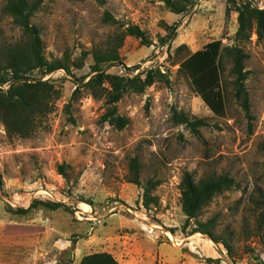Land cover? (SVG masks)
Masks as SVG:
<instances>
[{"label": "rangeland", "instance_id": "374dc122", "mask_svg": "<svg viewBox=\"0 0 264 264\" xmlns=\"http://www.w3.org/2000/svg\"><path fill=\"white\" fill-rule=\"evenodd\" d=\"M245 1L189 0L179 12L162 0L41 2L31 22L43 54L66 68L46 74L33 68L26 74L57 90L28 136L10 135L0 123V264H79L82 255L94 251L111 253L119 264H264V233L247 236L258 212L251 199L258 188L264 194V27L257 34L252 18L245 34L236 33L235 8ZM249 2L264 7V0ZM3 5L0 0V62L2 47L24 37ZM105 11L116 21L105 20ZM129 24L143 29L151 43L125 34ZM214 39L221 41L222 114L206 105L171 62L179 43L195 50ZM117 43L121 62H102V68L141 77L155 71L142 92L126 91L116 102L129 119L121 128L100 120L104 98L84 85L93 74L91 52L81 67L74 65L82 51ZM226 46L244 54L252 118L235 94L233 54ZM175 112L204 124L193 131L175 120ZM132 156L140 164L138 183L128 180ZM60 163L67 164L66 177L57 171ZM184 171L194 180L226 173L237 185L214 194L186 225L180 203ZM148 181H154L149 189L154 202L145 206ZM33 199L59 205L28 208ZM209 218L215 220V234L230 237L233 256L221 242L192 232L196 220Z\"/></svg>", "mask_w": 264, "mask_h": 264}, {"label": "trees", "instance_id": "16d2710c", "mask_svg": "<svg viewBox=\"0 0 264 264\" xmlns=\"http://www.w3.org/2000/svg\"><path fill=\"white\" fill-rule=\"evenodd\" d=\"M43 0H4L3 9L9 13L13 22L20 27L24 35L23 38L15 40L1 49L2 62H0V85L7 82L6 89L0 86V123L10 135L16 134L28 136L35 125L38 117L44 115L50 110V106L57 90L54 89L46 80L41 78H29L27 73L33 68H41L43 73H49L57 68H66V65L59 60H48L42 51V42L38 27L31 22V16ZM171 11L179 12L184 9L189 0H162ZM238 12V35L245 34L251 27V19L254 18L257 34L261 33L264 27V7L251 6L249 0L245 1L239 7L235 8ZM229 9L226 10V13ZM104 19L115 22V18L105 11ZM173 31L176 24L172 26ZM125 34H131L140 41L149 45L151 39L146 32L136 24H129L124 28ZM119 36V35H118ZM119 38V37H118ZM121 40V37L118 39ZM120 43L111 45L102 50L93 48L84 50L81 56L74 59V65L81 67L83 58L87 53L92 54L94 62L90 65L93 74L84 82L94 97H103L105 108L100 115L101 121H107L117 128L124 127L128 123V117L119 113L116 102L121 96L129 90L142 92L146 85L151 83L155 71L148 69L141 77L136 74L127 76L118 73H112L101 67L102 62L112 64L115 61L121 62L117 51ZM225 49L232 51L233 67L235 74V94L241 98V104L249 118L252 115L249 112V97L243 80L246 76V70L243 69L244 54L239 47L226 46ZM221 53V41L214 39L206 42L201 48L192 50L182 42L174 48L171 62L178 64L181 70L189 79L190 85L196 91L206 105L217 114L224 112V98L220 90V75L218 68V58ZM158 72V71H157ZM106 83V84H105ZM76 93V89L73 94ZM174 118L178 122L186 123L193 131L197 126L204 124L202 118H189L184 112H175ZM261 149L264 150V141L261 143ZM66 163L57 165V171L66 177ZM129 175L128 180L138 183L140 164L137 156H132L128 162ZM154 181H148L143 191V204L145 206L154 202V196L150 194L149 189ZM232 176L226 173L210 174L194 180L191 172L184 171L182 175L180 203L185 213V224H189L191 218H196L204 204L208 203L212 196L233 186H236ZM256 199H251L253 210H258L255 216V226L248 231V235H261L264 233V194L258 188ZM42 203L50 208L59 205L56 201H42L33 199L29 207H34ZM28 208L19 207L20 211ZM214 218L206 221H195L192 232L199 231L207 235L214 242H221L226 248L228 255L233 256V246L230 237H221L213 232ZM264 245V240L262 241ZM67 264V263H62ZM79 264H119L118 261L107 251H94L81 256Z\"/></svg>", "mask_w": 264, "mask_h": 264}]
</instances>
